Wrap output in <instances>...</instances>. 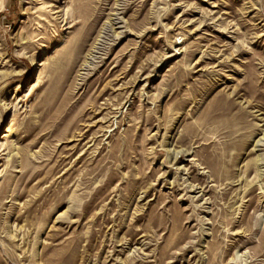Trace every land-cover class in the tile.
Returning a JSON list of instances; mask_svg holds the SVG:
<instances>
[{
  "label": "rangeland",
  "instance_id": "1",
  "mask_svg": "<svg viewBox=\"0 0 264 264\" xmlns=\"http://www.w3.org/2000/svg\"><path fill=\"white\" fill-rule=\"evenodd\" d=\"M0 264H264V0H0Z\"/></svg>",
  "mask_w": 264,
  "mask_h": 264
}]
</instances>
